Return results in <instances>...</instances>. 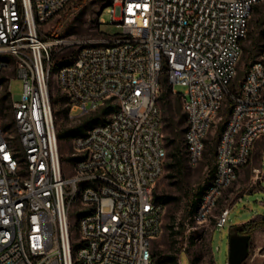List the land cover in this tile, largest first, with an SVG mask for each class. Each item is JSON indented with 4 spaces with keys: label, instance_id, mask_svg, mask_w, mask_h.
Wrapping results in <instances>:
<instances>
[{
    "label": "built area",
    "instance_id": "obj_1",
    "mask_svg": "<svg viewBox=\"0 0 264 264\" xmlns=\"http://www.w3.org/2000/svg\"><path fill=\"white\" fill-rule=\"evenodd\" d=\"M70 1L0 0V91L6 84L11 95L10 78L2 77L10 68L22 86L13 103L17 149L0 125V264H151L163 211L153 188L167 158L161 77L174 95L175 84L185 87L179 96L190 167L201 160L223 101L231 100L215 171L191 216L204 225L264 137V44L230 91L249 17L264 0H109L120 33L42 38L40 25ZM54 48L74 49L55 72L69 118L114 107L72 138L70 175L63 173L52 112ZM228 215L221 209L214 227L225 226Z\"/></svg>",
    "mask_w": 264,
    "mask_h": 264
},
{
    "label": "rangeland",
    "instance_id": "obj_2",
    "mask_svg": "<svg viewBox=\"0 0 264 264\" xmlns=\"http://www.w3.org/2000/svg\"><path fill=\"white\" fill-rule=\"evenodd\" d=\"M108 1H70L62 11L40 25L41 37L87 39L99 35L120 33L121 29L111 23L110 15L107 13L108 8L104 7ZM99 15L103 22L98 25L97 18ZM247 33L253 41L252 51L248 54L242 50L237 63V73L230 86L231 89L237 88L243 80L250 62L260 56L259 47L264 43V1L256 4L252 9ZM248 42L246 41V44ZM73 54L74 49L72 48H54L52 52L49 85L51 99H54L51 103L56 130L76 126L90 114L86 113L73 118L65 116L66 98L56 85V68L68 62ZM2 77L6 81L10 78L9 90L11 95L6 92L5 84L0 91V125L7 130L14 148L17 149V133L13 123V103L21 93V81L14 75L13 68L5 70ZM163 78L165 77H161V82ZM161 90L160 86L159 91L161 92ZM174 90L183 93L185 87L175 84ZM158 103L162 114V132L167 158L164 171L155 183L153 191L158 195L172 196L174 199L163 204L161 229L152 241L153 257L151 264H165L164 256L169 252H173L177 256L180 264H227L229 237L240 233L241 224L260 220L264 217V174L255 172L249 166V159L237 171L236 178L224 189L210 220L204 225L193 223L190 220L192 201L196 199L198 192L209 183L213 175L211 164H209L212 157L211 147L214 149L216 147V141L219 137L218 129L227 117L230 101L228 98L223 101L222 107L210 127L199 163L194 167L185 163L180 170L170 168L167 165L170 159L169 153L174 146L166 141V137L174 138L177 142H181L183 148L184 134L174 135L169 133L166 127V118L169 115L168 107L176 108L177 104L180 103V98L172 92H168L166 98L159 100ZM77 114V112H73V115ZM260 141L264 143V138ZM72 150V138L59 140L61 164L65 175L71 174L69 156ZM258 160L262 173H264V145L259 151ZM223 208H229L228 222L223 227L215 228L214 217ZM71 220L74 222V219ZM181 224L184 225L183 230H181ZM73 230L74 237H76L75 226ZM172 231H177V233L172 234ZM249 234L248 255L242 264H264V227H260Z\"/></svg>",
    "mask_w": 264,
    "mask_h": 264
},
{
    "label": "trees",
    "instance_id": "obj_3",
    "mask_svg": "<svg viewBox=\"0 0 264 264\" xmlns=\"http://www.w3.org/2000/svg\"><path fill=\"white\" fill-rule=\"evenodd\" d=\"M107 3L105 4L104 7H106ZM246 41H249V42L246 44ZM252 43H253L252 38L246 32L245 38L241 41V50H243L244 52H248V54H250V52L252 51V45H253ZM262 44H264V43H262ZM262 44L259 47V52H261V50H262ZM253 61H251V62H253ZM57 68H56V70H57ZM163 75H165V73H163ZM162 77H165V78H163L162 82H160V86H161L162 90H161V92L159 91L158 102H159V100H164L166 98L168 92H170V93L172 92V86L170 85V83H167L168 80H167L166 75L162 76ZM230 91L235 92L236 88L235 89L230 88ZM176 96H178L180 98L179 93H177ZM227 98L229 99V101L231 103L230 98L229 97H227ZM53 101H54V99H51L52 103H53ZM230 107H231V105L228 106V112L230 110ZM113 108L114 107L112 105H109V104L102 105L96 111L91 112L85 119H83L80 122V124H78L76 126L65 127L63 129H57L56 135H57L58 140L65 139V138L66 139L67 138H74L76 136L82 135L91 126H93L99 122H102L104 120V116L107 115L108 113H110L113 110ZM168 108H169V115L166 118V120H167L166 127L168 128L169 133H173L174 135H177V136L184 134V132L186 130V117H185V114L183 113V111L181 112V110H182L181 100H180V103L177 104L176 108L172 109L170 106ZM67 112H68V107L64 111L65 116H67ZM223 126H224V123L222 125H220V127L218 129L219 135L223 129ZM163 138H164V136H163ZM166 141L169 144H173V146H174L169 153L170 159H169L167 165L170 168L180 170V168L183 166V164L186 163L184 143H183V148H182L181 142H177L174 138L166 137ZM217 141H218V139H217ZM217 141H216V144H217ZM183 142H184V137H183ZM215 150H216V147H215V149H214V147H211L212 157L210 159L209 164H211V169H212L213 173L215 171ZM212 162H214V165H212ZM207 185L201 191L198 192L196 199L192 201L191 211H190V213H191L190 220H191V216L195 210V207H196L201 195L203 194L205 188L207 187ZM153 197L156 201H158L162 205L166 204L167 202L174 199V197L169 196V195H163V194L158 195L154 191H153ZM180 226H181V230H183L184 225L181 224ZM260 227H264V217H262L260 220H252V221H249L247 223L241 224L239 230H240V232H246L249 234L250 232H252V231H254ZM172 232H173L172 234L177 233V231H172ZM152 257H153V252H152ZM164 257H165V259H164L165 264H180L178 262L177 256L173 252L167 253Z\"/></svg>",
    "mask_w": 264,
    "mask_h": 264
},
{
    "label": "water",
    "instance_id": "obj_4",
    "mask_svg": "<svg viewBox=\"0 0 264 264\" xmlns=\"http://www.w3.org/2000/svg\"><path fill=\"white\" fill-rule=\"evenodd\" d=\"M250 234L242 233L229 237L227 264H242L248 255Z\"/></svg>",
    "mask_w": 264,
    "mask_h": 264
},
{
    "label": "crops",
    "instance_id": "obj_5",
    "mask_svg": "<svg viewBox=\"0 0 264 264\" xmlns=\"http://www.w3.org/2000/svg\"><path fill=\"white\" fill-rule=\"evenodd\" d=\"M262 138L264 137H260L258 138L257 140H255L254 144H253V147L251 149V154H250V161H249V166L257 173H260L261 174H264L262 173V170H261V165H260V162L258 160V154H259V151L262 147V145H264V143H262V141H260ZM240 175V173H239Z\"/></svg>",
    "mask_w": 264,
    "mask_h": 264
},
{
    "label": "flooded vegetation",
    "instance_id": "obj_6",
    "mask_svg": "<svg viewBox=\"0 0 264 264\" xmlns=\"http://www.w3.org/2000/svg\"><path fill=\"white\" fill-rule=\"evenodd\" d=\"M242 233H246V232H240V233H238L237 235L242 234Z\"/></svg>",
    "mask_w": 264,
    "mask_h": 264
}]
</instances>
